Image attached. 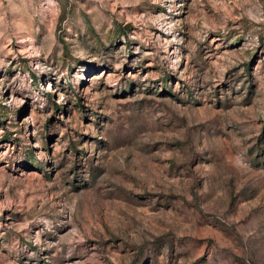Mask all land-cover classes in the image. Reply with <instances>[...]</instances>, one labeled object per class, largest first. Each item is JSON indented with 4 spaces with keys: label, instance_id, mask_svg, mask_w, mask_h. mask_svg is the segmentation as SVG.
<instances>
[{
    "label": "rangeland",
    "instance_id": "374dc122",
    "mask_svg": "<svg viewBox=\"0 0 264 264\" xmlns=\"http://www.w3.org/2000/svg\"><path fill=\"white\" fill-rule=\"evenodd\" d=\"M0 264H264V0H0Z\"/></svg>",
    "mask_w": 264,
    "mask_h": 264
}]
</instances>
